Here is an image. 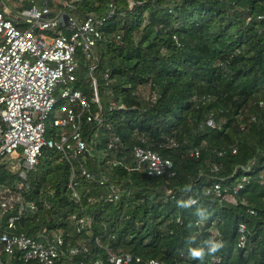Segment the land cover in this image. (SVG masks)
<instances>
[{"label": "trees", "instance_id": "1", "mask_svg": "<svg viewBox=\"0 0 264 264\" xmlns=\"http://www.w3.org/2000/svg\"><path fill=\"white\" fill-rule=\"evenodd\" d=\"M130 2L52 1L54 10L81 19L88 13L106 17L114 8L101 27L95 60L104 123L84 119L91 152L68 159L44 147L26 178L0 161V187L35 204L23 214L20 203L0 214V233L8 230L10 216L19 215L16 232L61 234L62 253L54 264H116L111 253H130L124 264H264V0ZM78 59L74 86L95 113L99 104L88 71L94 59L81 50ZM114 101L124 108L110 109ZM210 116L216 127L206 123ZM114 134L121 146L109 148ZM140 144L172 159L174 173L129 169ZM193 148L199 157L190 155ZM81 165L109 182L87 178ZM74 170L75 190L69 185ZM110 185L120 190L116 201L106 200ZM242 234L246 244L240 247ZM213 245L219 247L212 251ZM74 248L79 250L72 253ZM0 264L39 263L3 253Z\"/></svg>", "mask_w": 264, "mask_h": 264}, {"label": "built area", "instance_id": "2", "mask_svg": "<svg viewBox=\"0 0 264 264\" xmlns=\"http://www.w3.org/2000/svg\"><path fill=\"white\" fill-rule=\"evenodd\" d=\"M26 1L0 0V161L23 178H26L28 170L36 167L44 147L60 150L68 159L91 152L92 147L84 139L82 127L85 118L98 124L104 123L95 60L98 59L97 44L104 39L101 27L114 11L112 8L106 17L88 13L81 19L64 9L54 10L51 4L54 0H42L41 4L29 0L31 5ZM130 3L133 5L135 2L131 0ZM79 50L87 58L94 59L88 71L94 88L92 99L99 104V110L95 113L91 110L88 96L74 86L78 79ZM104 79L106 84L111 82L109 70L105 71ZM109 107L120 109L124 105L114 101ZM206 123L217 126L212 116ZM48 128L51 129L49 137ZM146 142L147 139L143 138L142 143ZM171 145H176L175 141ZM119 146L121 138L114 134L108 147ZM17 151L21 152V157L17 163H13V154ZM132 155L131 161L126 164L131 170L145 168L149 175L174 173V161L152 147L135 145ZM190 155L199 157L200 149L193 148ZM118 163L124 162L119 160ZM80 170L87 178L97 179L100 184L109 182L107 175L97 176L85 165H81ZM75 176L74 170L69 184L74 190ZM261 179L264 182V172ZM18 188H24V182L19 181ZM214 190L220 193L219 183L214 185ZM74 195L78 196V193ZM119 197L118 187L110 185L106 200L116 201ZM192 202L195 203L196 199ZM16 203H20L19 214L25 212L26 206L35 209L32 202L25 205L20 192L2 185L1 216L12 210ZM18 216H10L8 230L0 233V260L3 253H19L25 261L54 264L62 253V235L42 233L36 237L26 232H16ZM240 230L244 232V223ZM245 244L246 236L242 234L238 245L243 247ZM81 249L87 251L88 247L83 244ZM78 250L74 248L71 251L76 253ZM110 259L116 264H124L132 260V255L111 253ZM150 262L164 264L157 260Z\"/></svg>", "mask_w": 264, "mask_h": 264}, {"label": "rangeland", "instance_id": "3", "mask_svg": "<svg viewBox=\"0 0 264 264\" xmlns=\"http://www.w3.org/2000/svg\"><path fill=\"white\" fill-rule=\"evenodd\" d=\"M149 92H150V89L147 87V88H145L144 90H143V95H144V97H148L149 96ZM21 157V152L20 151H17V152H15L14 154H13V158H12V161H13V163H17V161H18V159ZM226 199L227 200H230V201H235V198L232 196V195H230V194H227L226 195Z\"/></svg>", "mask_w": 264, "mask_h": 264}, {"label": "clouds", "instance_id": "4", "mask_svg": "<svg viewBox=\"0 0 264 264\" xmlns=\"http://www.w3.org/2000/svg\"><path fill=\"white\" fill-rule=\"evenodd\" d=\"M218 247H219V245H213V246H212V251H215ZM193 256L199 258V257H201V252H199V251H194V252H193Z\"/></svg>", "mask_w": 264, "mask_h": 264}]
</instances>
